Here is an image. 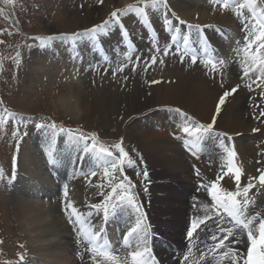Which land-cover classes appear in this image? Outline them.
<instances>
[{
  "label": "rangeland",
  "instance_id": "obj_1",
  "mask_svg": "<svg viewBox=\"0 0 264 264\" xmlns=\"http://www.w3.org/2000/svg\"><path fill=\"white\" fill-rule=\"evenodd\" d=\"M135 1L137 0H104V3L100 4L96 0H14V3L9 5L5 4L4 0H0V9L3 10L0 12V30L11 29L12 31L11 35L7 31L0 34V40L4 41L3 44H0V101H2L0 108L3 107L8 111L13 109L21 115L27 116V118L34 119L35 123L37 120L42 122L55 121L66 128L71 126L72 129H79L80 132L88 135L95 134L99 142L106 146L118 143L123 139V146L129 151L138 165L137 168H130L131 175L139 183L140 189L144 191L145 199H148L147 193H151V202H153L149 210L150 212L147 209H144V212L149 215V221L152 219L157 223V227L161 231H164L167 238L171 237L178 242L181 235L179 232L185 231L188 223L186 213L190 208L189 198L193 194L194 180L190 165L192 161L186 158V155L180 149V144L175 142L172 137L173 130H170L175 128V119L172 120V118L176 116H171V112L167 111V109L180 107L202 120V122L211 120V110L205 118L202 116L198 117L194 114L196 110L189 111L190 104L187 101L176 99L162 100L160 96L155 94L154 85H150V81L147 85L144 83V79L142 81L140 79L134 80L137 78L136 76L134 78L127 75V73L122 75L120 73L122 81L120 85H118L119 82H113L115 78L112 80V84L107 81L108 87L110 85L116 86L119 90L118 106L107 114L88 118L87 109L83 103L84 95L92 88L99 86L101 90L103 86L106 88V85L102 83V85L94 86L92 83L90 86V82L88 81L91 77L87 76L83 80L77 79V75H72L64 63H61L63 62L61 61L63 57L61 59L59 57L62 56V46L63 44H65L64 47L68 46L71 41L57 39L52 41L48 47L42 48L38 41L29 39L30 37L37 36H59L64 33L80 32L95 24L102 23L109 17L112 11L117 8H126L129 3ZM182 1L172 0L173 3ZM183 3L187 5V0H184ZM202 6H207L204 0L200 3L199 8H196L200 9ZM150 10L153 11L154 9ZM196 11L197 15H199L200 10ZM178 13L188 21L201 23L220 22L223 25L231 27L230 33L233 28L237 30V23L231 15H228L230 17L228 22H224L218 18V16L224 17L227 13L220 15V12H215L214 18L210 19L191 18L184 16L182 12ZM133 15L135 14H129L127 17H124V21ZM152 18L155 24L159 21L158 15H153ZM81 42L82 40L78 41L79 44ZM162 42H164L163 38L160 41V45ZM227 42L229 41L227 40ZM118 46H120V43ZM56 48H58L57 51L52 54L53 58H55L54 61L50 53ZM121 49L123 50V47ZM64 50L66 48H63V53ZM146 50L149 53V47ZM17 51L20 52L21 62L19 65H17L14 59ZM88 52H86V55L91 51ZM163 59L178 63L175 58L169 59L164 57ZM182 68H185L184 65H181ZM124 77H127V80ZM207 85L208 87L210 86L209 84ZM213 85L212 83L211 87ZM238 92L244 96L242 99L245 100V105L242 106L241 110L239 109L240 111H237L240 112L241 118L253 124L252 118L247 115L245 109L247 104L246 93L244 90ZM74 106H77V108ZM158 108H161L159 112L157 111ZM236 109V106L232 107L229 105L225 107L223 116L234 115L237 112ZM21 123L22 120L19 119L17 125ZM219 124L217 123V127L220 126ZM17 125L12 126L10 119H8L5 128L0 130V170L4 173L3 178L0 179V264H18L19 255L25 251L27 253V249L24 251V247H19L20 244H24L22 243L23 240H21L23 238L21 236L22 232L25 234L24 237L31 238L35 242L33 243L35 248L42 251L44 257L50 260L51 264H74L75 254L72 253L73 249L71 246L69 250L57 248L59 246L69 247V243L65 241L66 239L58 238L48 243L42 240L44 238H37L38 235L36 234L37 232L39 234L40 231L35 230L33 234H30L26 230L20 229L21 224L19 219L21 220L22 218L16 208H14L13 201L15 198L12 199L9 194V183L12 180L13 159L15 158V169L19 160H21L19 165L23 162V167H26L24 163L27 162V158L31 155L30 150L34 147V141L32 138L30 139L32 137V129L30 130L27 127L21 126H19L21 139L19 141L14 139L12 133L15 131ZM222 127L226 128V132H229L228 127L224 125ZM251 129V127H248L246 130L236 132L243 133L239 137L243 142V148L247 145L254 147L255 136H251L248 132ZM218 130L224 131L220 127ZM24 133L27 134L24 135ZM147 134L151 137L148 140L150 143L158 142V140H161L163 143L158 152L156 149H153L157 154L156 159L151 158L148 153L152 148L147 147L150 144L147 143V138L149 137H147ZM260 138L261 136L258 137V140ZM29 139L31 143H29ZM256 144L258 143L256 142ZM251 154V149L248 147V150L244 152L242 157L245 158ZM68 159L69 157L65 159V163H67ZM249 159L251 160V158ZM197 163L200 165L199 161ZM91 167L95 168L94 165ZM145 167L148 172L147 180L143 176L135 175L137 171H141ZM256 167L254 165V170ZM42 171L37 172L39 178L43 176L41 174ZM95 178H91L92 182L95 181ZM99 182L102 183L101 180ZM87 185L88 183L83 184V186L81 184L82 187L80 189L82 192L79 195V197L81 196L79 201L85 205L100 203L102 200L100 193L102 191H109L106 186L103 189L100 188L99 191H95ZM79 187L80 184H76V188ZM89 190H92V192ZM134 191L136 193V184ZM29 201L36 210L40 208V211H37L38 213L44 208L47 209V204L51 205L49 204L50 201L45 202L39 200L37 197ZM42 205L44 206L43 209ZM53 206L55 205L53 204ZM130 212H132L130 209H125L122 216L126 218ZM109 220L112 221L111 219ZM111 225L116 224L112 222ZM41 234L43 235V233ZM24 245L26 247V244ZM24 255L27 254L24 253ZM78 255H80V251Z\"/></svg>",
  "mask_w": 264,
  "mask_h": 264
},
{
  "label": "snow or ice",
  "instance_id": "obj_2",
  "mask_svg": "<svg viewBox=\"0 0 264 264\" xmlns=\"http://www.w3.org/2000/svg\"><path fill=\"white\" fill-rule=\"evenodd\" d=\"M96 2L103 4L104 0H96ZM208 2L213 6L214 11L217 5L222 10L232 7L235 15L244 19L243 47L236 50V55L240 57L239 62L242 65V76L240 78L246 81L245 87L249 92H254L257 88L260 89L259 95L261 99H264V6H262L260 0H208ZM4 3L11 5L14 0H4ZM149 9L160 11L163 17V28L169 34L168 39L170 40L163 46L160 45L159 39L155 35V29L149 19ZM245 10H247V15ZM2 11L0 9V12ZM169 11L168 0H137V4L129 5L126 8H117L102 23L95 24L91 28L80 32L64 33L59 36H37L29 39L38 41L42 48L48 47L52 41L57 39L71 41L74 46L76 42L86 39L91 41L93 50L99 52L105 62H109V57L104 53L100 38L101 36H107L113 27H118L119 35L127 51L124 53V59L112 68V74L115 77L118 73H123L129 65H131L132 72H135L138 67L147 72L158 63L163 65L165 63L163 58L170 55L176 56L181 63L184 62L186 57H189L191 64L195 65L198 59L196 49L192 47V37L195 34L197 37L196 43L199 44L206 56L203 61L205 67L210 66L213 72H219L222 75L221 67L224 66L225 61L222 58L212 57L209 51L211 44L205 34V28H211L212 26L190 24L180 19L175 13H172V18H169ZM129 14H135L136 17H139L143 27L153 33L147 58H142L138 54V50L130 38L129 31L122 21V18L127 17ZM214 30L220 33V29ZM4 31H7L9 35L12 34L11 29L0 30V34H3ZM3 43L4 41L0 40V44ZM134 55L135 59H133ZM77 56H79V53L74 48L73 59ZM14 59L19 65L21 62L19 51L16 52ZM109 66L111 67L110 63ZM90 68L94 71L100 70L99 64L90 65ZM106 72L107 69H104L101 74H106ZM124 79L127 80V77H124ZM150 83L158 84L160 81L152 80ZM239 88L240 85L237 84L235 87H229L223 91L218 98L214 115L208 123H197L180 109H167L169 112L177 113L184 122L182 132L190 138L184 141L185 147L193 157H196L202 149L207 137L218 140L219 147L223 149V158L226 160V164L219 166V171L211 182L204 183L202 181L197 185V189H203L210 198L211 203L203 205L204 215L190 220L186 232V239L189 241L188 252L183 256L185 262L192 255V249L195 246L192 241L199 239L200 232L207 229L210 234L206 241H200L203 249L200 250L197 264H203L209 256L213 258L219 256L221 261L226 260L228 264H264V215L254 209L250 210V206L255 204V199L249 195L253 189H257L258 192L264 189V167L257 168L258 175L249 176L247 182L241 186L242 177L245 175L244 169L237 162L238 153L234 145L225 143V140L231 141V137L228 133L215 130L216 118L220 115L229 97L234 96ZM255 107L259 109L256 114L257 118H264V108L259 103ZM9 118H15V114L4 109V114H0V130L5 128ZM20 119L25 124L27 123L25 118ZM35 127L37 130L51 133V146L47 150V157L49 163L54 167H59L63 163L62 156L56 154L57 138L61 134L67 137L66 143L69 148L83 145L79 149L75 162L71 161L69 157L70 163L75 164L90 157L96 163V169H84L81 166L74 170L73 178L76 177L78 172L79 176L84 177L86 182L91 184V178L97 177L102 183L93 186L101 189L106 186L109 189L107 192L102 191L100 193L102 197L100 203L88 205V216L93 213H102L103 225H106L110 218H116L118 215L123 214L125 209H130L136 214V220L135 224L123 236V244L126 248H132V238L135 237L137 240L135 249L129 253L131 264H158L148 247L149 232L148 225L145 224L146 213L142 210V204L134 191L135 184L125 170L126 167L137 168L138 165L123 146V139L118 143L106 146L99 142L95 134L85 135L79 130L58 125L55 121L36 123ZM254 131H259V129H254ZM26 134L24 133V135ZM12 136L17 141L21 139L19 125H17ZM178 139L183 138L178 137ZM97 169L101 171H97ZM194 171L197 177L201 176L199 168H194ZM135 175L143 176L147 180L146 167L141 171H137ZM2 178L3 172L0 170V179ZM11 179H15V158L13 159ZM227 181L234 183V190H227L222 187V183ZM63 197V211L67 213L69 222L77 226L82 241L88 245L86 251L90 253L93 264H101L97 257H101L104 264H126V260H121L119 256L110 250L107 241L101 243L102 233L104 232L103 225L98 230L91 226L85 227L87 222L84 218L85 213L81 212L74 202L68 199L69 187L66 183L63 185ZM209 220L215 225L214 231L208 225ZM240 246H243V251H241ZM19 247L23 248L24 245L20 244ZM81 257L83 258L82 253ZM19 260L24 261L23 253L19 255Z\"/></svg>",
  "mask_w": 264,
  "mask_h": 264
},
{
  "label": "bare ground",
  "instance_id": "obj_3",
  "mask_svg": "<svg viewBox=\"0 0 264 264\" xmlns=\"http://www.w3.org/2000/svg\"><path fill=\"white\" fill-rule=\"evenodd\" d=\"M134 1V0H132ZM177 1V0H176ZM181 1V0H180ZM191 1V3H190ZM172 0H168V3H171ZM184 0L182 2H172L169 10V14L175 13L179 18H183L178 12H182L184 16L191 17V18H200V19H210L214 18L215 11H213L212 7L202 6L200 9L199 5L202 3V0H187V5H185ZM193 4V5H192ZM190 5V6H189ZM101 6V5H100ZM197 7V8H196ZM200 10V14L197 15V11ZM219 14V13H218ZM222 13H220L221 15ZM172 16V15H171ZM198 16V17H197ZM91 18V17H90ZM220 20L222 19L224 22H228L230 17L228 14H226L224 17L218 16ZM90 20V19H88ZM139 20V17H136L133 15L132 17H129L126 19V25L133 27V30H130L131 37L136 38L139 35V26L137 25V21ZM228 26V25H226ZM230 27V26H229ZM231 31V29H230ZM118 28H112L110 33L107 36H101V40L107 44L108 47L111 45L118 46L120 43V38L118 36ZM238 32L235 28H233L232 32L228 34L229 43L231 41V38L234 37V34L236 35ZM137 40V38H136ZM151 41V40H150ZM162 41V38L159 40V42ZM164 44V42L161 43V46ZM151 42H149L150 48ZM139 47V45H138ZM146 51V49H145ZM88 52V51H87ZM90 52V51H89ZM92 52V51H91ZM90 52V53H91ZM147 52V51H146ZM85 54L86 55V61L90 60L91 54ZM62 56L59 57L61 59ZM168 58V57H167ZM170 59V58H169ZM177 60V59H176ZM61 61L66 62V58H62ZM165 63L163 66L158 67L154 69L155 72H157V75L161 77L160 83L154 85V92L156 95L160 96V99L162 100H183L187 101L188 104H190L189 111L192 112V110H196L194 113L196 116H202L206 117L207 113L211 110V115H213L214 107L216 100L218 99L219 95L221 94V87L215 83V81L208 79L200 70L198 65H195L193 68H182L180 63H174L172 60H164ZM179 61V60H178ZM177 61V62H178ZM61 62V63H63ZM79 67V68H78ZM163 67V68H162ZM73 72L76 73H84V71L79 70L81 66L78 62H75L72 65ZM84 75V74H82ZM104 79V78H103ZM100 80L98 78H95V81ZM103 85H106V88L103 86L100 90V87L97 86L95 88H92L84 95V107L87 109V117L91 118V116H101L103 114H107L109 111L113 110V108H116L118 106V98L120 93L119 90L116 88V86L110 85L109 87L108 82L106 79L102 80ZM101 83V85H102ZM212 83L214 84L212 87ZM209 84L210 86L208 87ZM240 97V99H238ZM243 95H240V92H237L233 97H229L228 101L224 105V107L221 110V114L218 116L217 123H220L218 126L223 129L224 131L226 128L222 127L223 125L228 127L229 132L236 133L238 131L246 130L248 127H252L253 124H250V121H246L245 119L241 118L240 112L237 110H241L243 108L242 106L245 105V100ZM169 102V101H168ZM213 102V104H212ZM247 103V102H246ZM172 104V103H171ZM183 105V104H182ZM236 106V113L234 115H227L223 116L224 109L227 106ZM179 106V105H178ZM77 108V106H74ZM212 107V108H211ZM74 108V109H75ZM233 110V108H232ZM231 110V111H232ZM239 110V111H240ZM200 113V115H199ZM223 113V114H222ZM232 114V113H231ZM201 117V118H202ZM210 118V117H209ZM218 127V128H219ZM149 134H147V137ZM151 137L149 136L147 138V143H150L148 140ZM145 139V138H143ZM240 139V141H239ZM157 142V141H156ZM152 142L147 145V147L152 148L150 152H148L151 156V158L156 159L157 154L156 151H159V148L163 146V143L161 140H158V142ZM238 147L239 151L241 152V155H244V152L248 150V147H250L252 154L256 152L255 148L253 146H245L243 148V142L241 141V138H238ZM250 144V143H248ZM153 149H156L154 151ZM31 155H29V158H27V162L24 163L26 167H23V162L20 163L18 168V178L15 183L17 194L19 198H16L14 203V208L18 211V214L21 216V220L19 219V222L21 224L20 229L26 230L30 234H33V232L40 231L39 234L37 232L36 235L37 238L40 237L44 238L42 240H45L49 243V241L55 240V239H66L65 241L69 243V247L65 246H59L57 248H61L64 250H69L70 246L73 248V240L75 238L74 233H72V229L68 225L67 219L59 212L57 206H53L51 204L50 206L47 204V209L44 208L42 205V211H40V208L36 210L34 206L31 205V202L27 198V196L30 195V191H33L34 189L36 192V196L42 193L51 194L52 192L57 195V189L55 183L52 181V178L50 176L51 173L48 172V169L46 168L45 162L42 159V155L44 154L42 150H39L38 148H31ZM255 151V152H254ZM254 152V153H253ZM30 154V153H29ZM156 155V156H155ZM58 156V155H57ZM247 164V163H246ZM29 165V166H27ZM54 167V166H53ZM55 169V168H54ZM248 169V170H247ZM247 169L245 171L247 172V175L253 176L251 172L255 171L254 166L249 167L247 164ZM42 171V177L39 178V172ZM45 170V171H44ZM39 171V172H38ZM61 171V170H60ZM38 172V173H37ZM37 173V175H36ZM256 174V172H255ZM23 181L22 183L26 184H18V182ZM18 184V185H17ZM230 185V184H229ZM92 190L98 189V187H91ZM90 188V189H91ZM79 188H73L72 190H69V196L70 199L76 196V198L79 196ZM206 197V196H205ZM36 198V197H35ZM207 198V197H206ZM181 199V198H180ZM36 200V199H35ZM39 203V202H38ZM37 203V205H38ZM179 204V203H178ZM46 206V205H45ZM40 207V205H39ZM81 212H84L85 209L84 206L77 207ZM154 209V208H153ZM185 214V213H184ZM146 221H149V215L146 214ZM187 220V219H186ZM89 225L92 226V220H88ZM114 225L109 226L110 230L113 233V236L116 234L117 230ZM25 231V233H26ZM150 233V230H148ZM27 233V234H29ZM43 233V235L41 234ZM29 234V235H30ZM30 237V236H29ZM180 237V236H179ZM34 238V237H33ZM36 238V236H35ZM23 243L26 244L27 249V255H24V261L21 262V264H51L50 260L46 259L42 253V251L35 248L33 245V242L31 238H22ZM35 240V239H34ZM44 242V241H43ZM177 242V241H176ZM181 241H178L177 244H180ZM42 243V242H41ZM54 247V246H53ZM161 255H164L163 253ZM162 258L167 261V258L162 256ZM53 262V261H52ZM66 262V260H65ZM54 264V263H53ZM78 264V263H76Z\"/></svg>",
  "mask_w": 264,
  "mask_h": 264
}]
</instances>
